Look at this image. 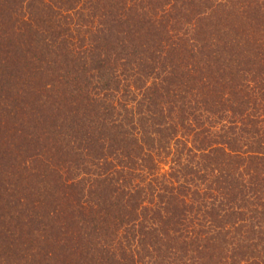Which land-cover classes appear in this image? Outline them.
<instances>
[{"label": "trees", "instance_id": "1", "mask_svg": "<svg viewBox=\"0 0 264 264\" xmlns=\"http://www.w3.org/2000/svg\"><path fill=\"white\" fill-rule=\"evenodd\" d=\"M0 264H264V0H0Z\"/></svg>", "mask_w": 264, "mask_h": 264}]
</instances>
